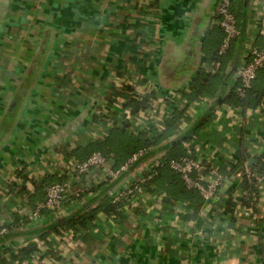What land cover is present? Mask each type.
<instances>
[{
	"label": "crops",
	"instance_id": "obj_1",
	"mask_svg": "<svg viewBox=\"0 0 264 264\" xmlns=\"http://www.w3.org/2000/svg\"><path fill=\"white\" fill-rule=\"evenodd\" d=\"M217 2L0 0V223L12 227L0 240V253L7 247L20 249L36 242L47 249L52 246L54 254L42 256L40 252L26 264H264V196L260 219L255 221L237 205L231 221L225 205L238 192L241 179L235 174L220 189V199L204 205L197 218L185 220L193 225L187 224L180 236L172 229L182 207L166 209L149 193L116 226L110 219H100L97 228L85 236L50 231L64 214L80 216L97 207L106 195L112 197L131 177L162 160L166 149L142 158L134 170L97 193H84L100 182L96 168L83 174L79 187L70 192L75 195L80 190V201L48 217L33 218L39 200L30 203L6 193L17 169L25 167L29 178L55 173L65 157L61 152L54 155L55 150L62 148L76 156L77 149L105 136L104 126L94 116L116 76L137 74L158 96L169 99L203 71L216 74L221 70L224 87L220 90L228 94L239 77L231 76L228 83L225 79L245 45L240 23L232 47L235 58L224 57V67L220 62L210 63L213 58L204 52L203 42L211 32H221ZM248 5L247 39L256 35L263 45L264 36L257 32L258 23L264 22V0H249ZM263 87L264 69L252 92ZM219 93L205 97L201 104L192 103V120L182 124V132L169 142L190 129L189 135L198 130L214 113L210 125L200 127L194 139L198 153L222 159L224 168H229L238 160L234 145H242L249 162H256L264 151V110L248 107L245 113L239 112L238 123H231L228 115L234 106L219 104ZM178 99L174 104L171 101V109L180 105ZM100 192L106 194L97 199ZM44 232L50 233L45 240L40 237Z\"/></svg>",
	"mask_w": 264,
	"mask_h": 264
},
{
	"label": "trees",
	"instance_id": "obj_2",
	"mask_svg": "<svg viewBox=\"0 0 264 264\" xmlns=\"http://www.w3.org/2000/svg\"><path fill=\"white\" fill-rule=\"evenodd\" d=\"M231 3V10L236 14L240 28V23L243 24L249 15L248 1L231 0ZM223 36L224 33L222 28L221 32H219V30H215L205 38L203 45L206 49L204 50L206 55L213 58L210 63L214 62L216 64L217 62H220L224 67L223 64L226 62L224 57L231 56L232 58H235L234 55L236 50H233L232 44L231 48L225 55L219 54ZM236 40L237 39L234 41ZM262 69H264V67ZM220 71L221 70H218V73ZM203 72L200 73V75H198L187 88L179 91L180 105H177L172 110L171 114L164 119L165 126L161 129L152 125L148 131L139 128L132 129L131 119H146L145 112L151 109L153 103L157 100V92L152 90L146 95L140 96L130 85H125L123 89H118L112 82H110L104 97V102L98 106L94 116L95 121L104 126L106 135L90 142L84 147L77 149L76 152H78V154H75L76 156L69 155V152L62 148H60V151L55 150L54 155H56V153L58 155V152H61L66 157H63L64 160H73L78 163L84 161L95 152H101L110 161L113 159V167H119L128 161L134 153L140 150L147 151L137 162L134 163V165L132 164L130 170H133L137 167L138 162L142 158H151L152 155L166 149V153L162 158L164 166L160 167L158 169V173L149 179L142 187L144 188L145 193H149L151 196H157L159 191L162 190L164 192L162 203L166 209H171L174 206H178L180 208L182 207L179 219L182 218L183 222L187 219L197 218L205 204L203 197L197 190L188 189L181 175L173 171L168 166V161L172 158H180L188 153L185 143L191 139H195L198 135L199 128L209 126L213 119L214 113H210L198 130L193 131L190 135L187 134L184 137L178 138L174 143L169 142L171 138L176 137L180 132H182V124L186 122L189 123L192 120L190 112L191 104L194 102H203V99L207 96H218V93L221 91L218 97L219 104L228 103L231 106L239 107L240 114L245 113L248 107L255 109L258 108V111L264 110V87L253 93L252 85V87L247 90L246 96L242 97L238 93L237 83L232 87L228 94L223 95L222 89L220 90V88L224 87L222 77L218 73L211 74L207 72L204 74ZM142 81L144 82V79H142ZM166 102L168 106H170L171 101L167 99ZM115 105L122 106L127 111L124 115L125 121L119 122L120 113L115 109ZM234 152L238 155V160L236 162H232L228 170L223 168L221 170L229 177V179H231L234 174L238 176L243 164L249 161L248 154L244 149H242V145H234ZM249 155L251 154L249 153ZM261 156H264L263 150L261 152ZM262 157L256 160L255 163H260L262 161ZM55 159L57 160V158ZM205 166L206 169L203 172V176L205 177L204 180L209 181V163H206ZM69 169L58 170L55 173L43 175L41 178H29L26 174V168H19L11 177L6 193L8 195L15 196L16 198L24 195L30 203H34V200L35 202L36 200H39L38 203H43L46 201V193L49 186L56 183H65L70 180L69 174L73 171H71L72 169ZM104 185L105 182L101 181L92 188H88V190L84 189V193H97ZM248 185L247 179H241L238 191L242 188H248ZM31 186L33 187V192L31 191ZM76 187H79L78 179L71 181L69 191H66L63 195L62 208H68L72 201H80L83 195L70 194V192ZM126 201L127 198H123L120 201H114L111 196L106 195L97 207L86 210L78 217L64 214L63 219L58 220L51 227L50 231L55 234H57L56 231L58 230L63 232L68 231L74 234V236H85L93 229L95 230L97 228L96 223L98 220L102 219V221L106 222L109 219L111 220V218L115 220L116 226L122 222L132 210V206L127 205ZM240 204L248 206L250 203L245 201L242 197L236 198L233 196L230 197L226 203V214L230 217L231 221L235 219V208ZM54 211V209L43 207L40 212V218L48 217L54 213ZM168 228L169 227L167 226V230L164 229L162 232L167 234V232H169ZM49 234V232H44L40 235V237L45 240ZM40 252V246L36 242H28L17 251L13 248L7 247L2 253H0V264H26ZM45 254L53 255V247L50 246L49 249L43 251L41 255L43 256Z\"/></svg>",
	"mask_w": 264,
	"mask_h": 264
},
{
	"label": "built area",
	"instance_id": "obj_3",
	"mask_svg": "<svg viewBox=\"0 0 264 264\" xmlns=\"http://www.w3.org/2000/svg\"><path fill=\"white\" fill-rule=\"evenodd\" d=\"M231 0H218L215 11L219 16V23L223 30L224 36L220 46L219 54L225 55L227 51L231 48L234 40L240 34V28L238 23V18L236 14L231 10ZM259 21V20H258ZM259 36H264V22L262 21L261 29H258ZM264 67V43L259 45L257 42L256 35L250 34L246 40L245 50L242 53L241 59L238 65L239 83H238V93L240 96L245 97L247 90L252 87L253 82L258 76L259 71ZM113 85L118 89H123L125 85H130L134 88L138 95L144 96L149 93V90L154 88L150 87L149 84L142 81V78L137 74H124L116 76L111 80ZM235 86V85H234ZM233 87V86H232ZM182 90V89H180ZM176 90L173 95L169 97V100L174 102L179 98V91ZM167 99L157 95V100L153 103L151 109L145 112L146 119H131L132 129L139 128L148 131L152 125L155 127L163 128L165 126L164 119L167 118L173 109L168 106ZM179 100V99H178ZM103 104V103H102ZM201 104V102H200ZM105 106V105H104ZM116 106V110L120 113L119 122L125 121L124 115L126 110L122 106ZM264 107V106H263ZM239 107H231L229 110V117L231 123H238L237 117L239 115ZM161 116V118H160ZM194 139L189 140L185 143V147L188 149V153L180 158H172L168 161V166L175 172L179 173L186 185L190 190H197L203 197L206 205H211L218 199H220V189L229 180L221 170L224 168V162L222 159L215 157H206L203 154L198 153V148L194 143ZM147 151L140 150L134 153L128 161L119 167H113L111 161L101 152H95L91 154L87 159L82 162H75L73 160L66 161L63 158L62 165L59 170L72 169L69 175L70 180L65 183H56L47 189L46 201L43 203H38L34 212L33 218H40V212L43 207L54 209L59 212L62 208V197L69 191L71 187V181L79 179L83 174L89 172L92 169L100 168L102 172L100 174V182H105V185L112 183L114 180L122 177L123 175L129 173L132 164L134 165ZM209 163V181L204 180L203 172L206 169L205 164ZM164 163L162 160L156 161L148 169L141 172L139 175H134L127 182V185L117 192L112 194L114 201H120L123 198H127V205L133 207H138L143 200L142 195L146 194L144 188L142 187L149 179L158 173V169L163 167ZM264 162L260 163H250L249 161L244 163L242 169L237 177L240 179H247L248 188H242L239 190L235 197H242L245 201L250 204L248 206L241 205L247 211L253 215V219L256 221L262 217V212H260L259 205L261 204L262 197L264 196ZM69 169V170H70ZM134 170V169H133ZM75 191V195H81V191ZM164 195L163 191H159L157 198L162 201ZM24 199L26 197L22 196ZM54 211V212H55ZM111 223L115 220L111 218ZM187 224L190 226L193 223L190 221H182L178 219L174 226L173 231L180 236L186 233ZM115 225V223H114ZM12 227L10 225L0 223V240L4 239L10 232ZM186 235V234H185ZM14 249V248H13ZM47 247L45 244H40L41 253L45 251ZM18 250V249H14Z\"/></svg>",
	"mask_w": 264,
	"mask_h": 264
},
{
	"label": "water",
	"instance_id": "obj_4",
	"mask_svg": "<svg viewBox=\"0 0 264 264\" xmlns=\"http://www.w3.org/2000/svg\"><path fill=\"white\" fill-rule=\"evenodd\" d=\"M247 1H249V0H247ZM248 16H249V15H248ZM247 19H248V18H247ZM247 19H246L245 22H243V24H242V29H241V40L243 41L244 45L246 44V40H247V36H248V25H247ZM244 49H245V46L243 47L242 51L237 55L236 60H235V62H234V64H233V67H232V69L229 71V73H228V75H227V77H226V79H225L226 83L229 82L230 77L233 76V75H236L237 77H239L238 71H236V70L238 69L239 61H240V59H241V56H242V53H243ZM189 131H191V129L188 130L186 133L182 134L181 136H179L178 138L184 137L185 135H187V134L189 133ZM111 162H112V164L114 165V161H113V159H111ZM96 171H97V173L101 174L102 169H100V168H96ZM104 194H106V193L100 192V193H98V194L96 195V198H97V199H101V198L104 196ZM68 215L78 217L77 214H76V215H75V214H68ZM61 219H63V217H62ZM61 219H60V220H61ZM55 223H56V222H55ZM55 223H54V224H55ZM40 229H41V228H36L35 231H39ZM44 229H45V228H43V230H44Z\"/></svg>",
	"mask_w": 264,
	"mask_h": 264
},
{
	"label": "rangeland",
	"instance_id": "obj_5",
	"mask_svg": "<svg viewBox=\"0 0 264 264\" xmlns=\"http://www.w3.org/2000/svg\"><path fill=\"white\" fill-rule=\"evenodd\" d=\"M261 25H262V21H260L259 23H258V29H261ZM125 73V72H124ZM122 75H124V74H122ZM145 83H147V82H145ZM152 91V89H150L149 90V92H151ZM160 118H161V116H160ZM105 135H106V133H105Z\"/></svg>",
	"mask_w": 264,
	"mask_h": 264
}]
</instances>
